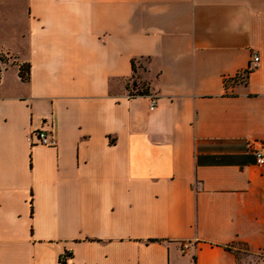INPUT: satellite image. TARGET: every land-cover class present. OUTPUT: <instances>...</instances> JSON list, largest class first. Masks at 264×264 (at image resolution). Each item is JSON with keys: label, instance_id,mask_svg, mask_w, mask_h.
Masks as SVG:
<instances>
[{"label": "crops", "instance_id": "obj_1", "mask_svg": "<svg viewBox=\"0 0 264 264\" xmlns=\"http://www.w3.org/2000/svg\"><path fill=\"white\" fill-rule=\"evenodd\" d=\"M0 54V264L264 251V0H0Z\"/></svg>", "mask_w": 264, "mask_h": 264}, {"label": "built area", "instance_id": "obj_2", "mask_svg": "<svg viewBox=\"0 0 264 264\" xmlns=\"http://www.w3.org/2000/svg\"><path fill=\"white\" fill-rule=\"evenodd\" d=\"M5 57L7 58V63L9 62V55L5 54ZM253 61H252V67H255L258 65L260 57L258 54H254L253 55ZM7 63H2L0 61V68L2 70L3 67H5V65ZM250 66V67H251ZM250 69V68H249ZM248 69V70H249ZM1 73V71H0ZM240 76H245V72L240 73ZM227 82V79H226ZM139 96L136 94V90L133 89V87L130 86V89H128V97L132 98V97H136ZM157 100H158V96L156 94H151L150 95V104L149 107L151 110L155 109V107L157 106ZM34 137H36L37 139L34 140ZM29 140L33 143V144H41L44 146H55L57 145V140L53 137L52 134L48 133L45 130H39L36 132H33L30 136H29ZM254 154L256 157V161L257 164L260 166H264V140L259 142L258 146H256L254 148ZM184 250L186 248H188V245H183ZM259 256L263 259L262 264H264V251H260V253H258ZM67 256H64L62 259H66Z\"/></svg>", "mask_w": 264, "mask_h": 264}, {"label": "trees", "instance_id": "obj_3", "mask_svg": "<svg viewBox=\"0 0 264 264\" xmlns=\"http://www.w3.org/2000/svg\"><path fill=\"white\" fill-rule=\"evenodd\" d=\"M0 61L4 64L7 63V58L5 57L4 54H0ZM20 68V76L22 80L28 81L30 77V64L29 63H24L19 66ZM1 71V68H0ZM249 73V70L245 71V76H241L242 80H245L247 75ZM227 84V82H226ZM131 87L136 90L137 95H148L149 94V85L140 80V75L138 74L137 71V66L135 63V60L133 61V75H132V84ZM130 89V87H128Z\"/></svg>", "mask_w": 264, "mask_h": 264}, {"label": "rangeland", "instance_id": "obj_4", "mask_svg": "<svg viewBox=\"0 0 264 264\" xmlns=\"http://www.w3.org/2000/svg\"><path fill=\"white\" fill-rule=\"evenodd\" d=\"M238 245H240V250L238 251L239 264H262L263 259L259 254L251 255L247 246L243 244Z\"/></svg>", "mask_w": 264, "mask_h": 264}]
</instances>
